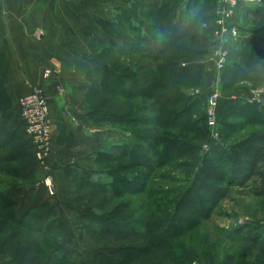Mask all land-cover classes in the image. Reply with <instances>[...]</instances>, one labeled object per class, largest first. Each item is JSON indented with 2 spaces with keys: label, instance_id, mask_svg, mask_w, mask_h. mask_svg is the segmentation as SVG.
<instances>
[{
  "label": "trees",
  "instance_id": "1",
  "mask_svg": "<svg viewBox=\"0 0 264 264\" xmlns=\"http://www.w3.org/2000/svg\"><path fill=\"white\" fill-rule=\"evenodd\" d=\"M207 1L196 16L185 13V9L181 8V0H161V6L157 8L153 4L138 6L146 9L139 18L137 11H133L132 14L123 10V15L121 14L123 25H130V30L140 40L138 45L134 44L131 47L130 55L132 54L133 58L142 57L150 64L145 66L140 62H134L133 59V64H128V69H123L119 65L117 68L119 72L125 70L122 76L114 75L113 65H104L106 73L104 79L95 85L94 93L91 92L87 96L92 111L90 119L95 126L103 122L110 123L119 131L120 138L100 151L95 162L127 161L128 164L120 166L118 172L125 173L143 167L148 173L129 177L99 169L97 176L105 175L111 178V182H105L94 180L91 177L94 173L86 172L82 177L76 174V170L80 169L77 165L67 168L68 178L73 179L77 185L78 194L85 192L86 194L82 195L91 198L85 210L81 212L80 219L84 229L89 231V236L95 242L110 239L118 241L117 249L110 254L106 255L104 252L96 254L95 264H164L169 261L177 264H200V259L204 264H238L237 255L232 251L228 252L229 254L224 253L221 258L206 247L205 252L200 255L202 258H199L195 251V257L199 259H194L184 248H179L171 254L169 251L181 236L200 227L198 220L210 218L213 208L228 198L231 189L250 188L254 197L264 200V127L251 132L233 144L231 149H220V152L217 151V157H204L201 160L198 155L199 148L193 141L206 137L207 114L206 120L202 116L203 111L197 114L198 101L191 99L187 102V97L179 87L172 84L162 87L147 76L152 74L149 71L152 68L157 79L165 77L183 81L202 79L201 62L209 54L212 40L205 36L206 29L201 27L207 19V13L217 4L216 0ZM190 3L191 1L186 4L189 13L194 9ZM248 9L260 16L264 12V1ZM119 26L113 24L115 30ZM198 31L204 34L200 36ZM161 36H164V39L160 38ZM244 45L240 56L241 66L232 62L230 57V62L224 70L230 79L229 85L249 81L250 76L255 75L259 68L261 76L251 78L257 82H264V53L259 52V49H264V38L247 41ZM142 71L148 72L144 76L141 74ZM102 95H110L111 98H103ZM135 99L150 100L154 104L132 103ZM122 101L125 102L121 104ZM112 104L122 106L125 112L114 113ZM231 104L234 106L233 109L221 110V117L228 119L239 115L260 116L257 106L242 101L237 105H234V102ZM178 106L181 108L176 110L175 107ZM134 107L141 113L150 110L158 115L152 118H143L141 114L132 117ZM194 115L196 118L191 119ZM247 120L250 121V118ZM149 122L154 123L156 131L126 129L129 127L137 129L141 124L146 126ZM173 128L178 132L167 130ZM14 137L0 131V176H15L16 172L23 179L31 175L26 167L33 164L29 161L32 153L28 154L25 147L19 146ZM146 144L150 146L148 150L153 153L151 159L145 149ZM95 149L101 150L103 147L98 146ZM195 162L198 164L195 167L196 173L187 182V188L179 190L182 196L173 204L168 203V192L148 190L154 170L172 165L174 169L170 168L172 170L165 173L167 177L157 179L162 182L170 180L175 170L187 168L192 170ZM190 173L188 172L189 175ZM176 180L172 179V182ZM5 185L10 186L0 180V253L11 255L13 264H74L62 245L65 230L55 209L49 203H44L29 208L19 216L17 202L4 194ZM139 194L151 198L161 196L152 202V210L143 213L140 218L135 217L134 213L130 214L128 211L130 203L126 202L115 203L116 212L108 211L102 214L97 211L102 210L101 206L107 207L111 199L120 200L125 195ZM202 196L210 203V208L202 209L204 201ZM246 229L239 227L232 232L224 231L222 234L226 240L234 243L240 242L242 237L245 243H260L259 234L246 238L243 234ZM209 242L207 244H210ZM263 246L264 241L261 242V247ZM162 251L166 254H162ZM176 251H181L182 254L176 256Z\"/></svg>",
  "mask_w": 264,
  "mask_h": 264
},
{
  "label": "rangeland",
  "instance_id": "2",
  "mask_svg": "<svg viewBox=\"0 0 264 264\" xmlns=\"http://www.w3.org/2000/svg\"><path fill=\"white\" fill-rule=\"evenodd\" d=\"M137 0H102L101 6L104 8V10L107 12V10H110V13H108L107 17H104L103 21L100 22L99 28L100 31H102L103 36L105 40H107V44H101L97 37L94 36L92 39V45H93V60L95 61L96 67V78H98V81L92 82V87L88 93V95L93 92V88L96 84L100 83L104 76L106 75L104 71V65H113V72L114 75L122 76L125 72V70H119L117 69L119 65L123 67V69H128V64H133L134 62H140L143 65L147 66L150 64L149 61L145 60L141 57V59L130 55V48L132 44H139L140 40L136 34H133V32L130 30L131 26H125L122 22L121 14L123 15V10L130 11L133 14V11H137L138 18L141 17L144 13V10L139 8L138 6H143L147 4H153L155 8L160 7L161 0H152V1H146L141 0V3L136 2ZM194 9H192V12H187L186 10V4L190 2ZM217 1V0H216ZM264 0H262L263 2ZM149 2V3H148ZM208 2L207 0H181V8L183 10L185 9L186 14H190V16H196L200 9L202 8V5L204 3ZM196 3H198V6H196ZM195 4V5H194ZM137 7V8H136ZM247 7L245 4L238 6L235 8V11L233 12V18L227 20V24L232 23L235 28L237 34L239 35L238 38H229L226 45V50L228 53H230V57L232 62L238 63L241 66L240 63V56L245 48V43L252 40H257L258 38H264V12L260 16L250 11L248 8H254ZM107 9V10H106ZM220 7H218V3L216 6L212 9V11H209L206 15V21L202 25V29H206L205 36L212 40V47L208 51L209 54H207L203 61L201 62L203 66V75L202 79H199V81L194 80H180V79H174L165 77L164 79H157L154 75L155 71L154 69H149V71L152 72L149 76L151 79H154L157 83L160 84L162 87L168 86H176L179 87L182 92L187 97V102H190L191 99H195L198 101L196 104L197 111L198 112L203 111L202 116L205 117L206 120V114L207 110L209 108V97L212 95L213 91L217 89L219 97H218V119H217V126L215 131L219 132L220 138L218 141H214L212 138V132H214V129L209 128L208 124L205 121V129H206V137L204 139H198L196 141H193L198 148L199 152L198 155L201 158V160L204 157L208 158H215L217 157V151L220 152V149L229 150L231 149V146L239 141H241L244 137L249 135L251 132L261 130L264 127V82L260 81H254L251 77L257 78L258 75L261 74L260 68L257 70V73L253 76H250V80H246L244 82H241L239 84L229 85L230 79L227 77V73L224 71L219 72L217 71L211 62V53L212 50H214L218 43L214 41L215 39V31L217 28L216 22L221 20V15L218 14ZM121 18V19H120ZM113 24L120 25L119 31L115 30V27H113ZM118 28V27H116ZM211 29V31H210ZM199 32V35H203L204 32ZM101 37V36H100ZM103 38V37H102ZM160 38L164 39V36H161ZM131 44V45H130ZM259 52L264 53V49H259ZM132 56V57H131ZM120 60V61H119ZM113 63V64H112ZM261 67V66H260ZM110 70V69H109ZM148 71H142L141 74L145 76V73ZM128 74L126 73V76ZM261 76V75H260ZM113 77V76H112ZM257 80V79H255ZM127 85L129 83H126ZM172 84V85H171ZM47 95V94H46ZM87 95V96H88ZM87 96L85 98L84 105L87 109L91 110L90 104L87 102ZM103 98H111L110 95H102ZM48 98V95H47ZM246 102L253 106H257L258 108V115H253L251 117L245 116H237V117H230L227 119L220 116L221 110H231L233 109V104L231 102H234V105L240 104V102ZM125 101L120 102L121 104ZM139 102L141 104L142 102H146L148 105H153V101H141L139 99H135L132 103ZM49 103V99H48ZM95 107V106H94ZM50 108V116H51V107L49 103ZM112 110H114V113H122L125 109L118 105V104H112L111 105ZM163 108V107H162ZM181 106L175 107V109H180ZM156 109V108H155ZM230 110V111H231ZM125 112V111H124ZM131 112V111H130ZM127 112V113H130ZM92 113V111H91ZM90 113V116H91ZM132 117L134 116H141L143 118L146 117H154L157 116L158 113L155 111L147 110L145 113L142 112L134 107L132 109ZM196 114V115H197ZM126 115V113H125ZM131 117V118H132ZM139 118V117H137ZM196 116H192L191 119H195ZM250 118V121L247 120ZM51 122V118H50ZM52 124V123H51ZM94 125V123H93ZM95 126V125H94ZM95 130L97 132H102L100 135L105 136V142L102 141L104 145H100V147H103V149H93L92 154L89 155V157L86 158L85 162H83L78 167L80 169L76 170V174H79L81 177L84 175V173H94L91 177L94 178V180H103L105 182H111V178L107 177L105 175L97 176L100 170L103 172H113L116 175L120 176H134L136 174H144L148 173L145 168L141 167L138 169H133L130 172L120 173L117 171V169L122 165H127V161H114V162H95L97 160L98 154H100V151H103L104 148H108V145L111 146L113 142H116L119 140L120 136L119 131H117L110 123L103 122L102 124L95 126ZM155 125L152 122H149V124H146L144 126L141 124V127H137V129L132 128H126L130 131H150L154 132L156 131L154 129ZM156 128V127H155ZM171 132H178L176 129H167ZM53 132V131H52ZM111 137H107V136ZM153 136V135H151ZM53 138V134H52ZM226 138V140H225ZM65 141H69L70 138L65 135L64 137ZM32 143V142H31ZM30 144V140H29ZM31 145V144H30ZM209 146V149H207L205 146ZM31 148V146H30ZM150 146L148 144L145 145V149L148 152V157L151 159L153 157V153L150 152L148 149ZM32 150V148H31ZM52 150H53V144H52ZM99 150V151H98ZM106 150V149H105ZM232 152V150H230ZM52 153V152H51ZM33 154V153H32ZM30 157L31 163L30 166V172L31 175L29 177H25L21 179V176L18 175V173L15 172V176H0L1 182L3 184H8L10 186H6L3 189L6 188H17L20 187L22 189L27 188H33L38 187L39 185L46 186L47 179L51 180V183L53 185L54 193L49 194V200H53V198L58 197V192H56L57 185L55 184V181L52 177V174L48 175L47 177H42L40 173V169L45 168L43 164H41L34 154ZM51 155V154H50ZM49 155V157H50ZM48 157V159H49ZM21 162V161H18ZM181 162V161H180ZM178 161V163H180ZM124 163V164H123ZM175 165V164H174ZM197 162L194 163V168L190 170L189 168L183 169V170H175L174 173L170 176V180L159 182L157 179L161 177H167L165 174L168 171H171L172 165H170L168 168H161L154 170L152 172V176L150 177L151 180L149 181L150 188L148 190H154V192H168L169 198L168 203L173 204L174 201L178 200L182 196V192L180 193L179 190L186 189L187 182L191 180V178L194 176V174L197 171ZM6 166V165H5ZM152 166V165H151ZM16 167V166H15ZM39 167V168H37ZM108 167V168H106ZM149 167V166H148ZM36 168V169H35ZM150 168V167H149ZM172 168V169H170ZM100 169V170H99ZM35 170V171H34ZM37 170V171H36ZM44 170V169H43ZM75 171L74 169H70ZM72 171V172H73ZM82 171V172H80ZM191 172L190 175L188 172ZM96 172V173H95ZM69 179V178H68ZM144 180L143 178H141ZM153 179V180H152ZM172 179H177L176 182H172ZM73 179H71L72 181ZM79 181V179H78ZM141 181V180H140ZM73 182V181H72ZM153 184V185H152ZM74 188H75V195L77 199L81 200L82 203L79 206L78 209L85 210L86 206L90 202L89 196H83L82 194H86L85 192L78 194L76 184L73 182ZM186 187V188H185ZM48 188V187H47ZM159 193V194H160ZM161 196L157 197H149L146 195H125L122 199H111V202H108V206L104 207L101 206L100 208L102 210L97 209V211L103 213H107L108 211L116 212V209H114V204L118 202H126L130 203L128 211L130 214L134 213L135 217L140 218V216L145 212H150L152 209V202L157 201ZM108 198V197H106ZM205 197L202 196V199L204 200ZM206 199V198H205ZM50 206H52L53 202L50 203ZM167 204V202H166ZM170 204V205H171ZM77 206L79 204H76ZM54 209H56L54 206H52ZM211 205L208 201L204 200L202 209L203 208H210ZM93 208H96V205L93 206ZM79 210V214L81 216V212ZM119 210H117L118 212ZM56 214L60 218L63 226H64V238L62 241V245L66 248L67 252L71 250L72 251H80L83 250L85 253V256L82 257V264H95L94 257L97 251L101 252L103 251L104 254L108 255L118 247V241L117 240H102L99 243L95 242L91 236H89V231L84 229L83 225L81 224V219L76 222V226L73 223V227H70L66 229L63 218L60 214ZM200 223V227L195 229L192 233H188L184 236H181V238L176 241V244L173 248L170 249V254L175 251L179 250V248H184L185 251L190 253L194 259L202 258L203 252H205V248L208 247L211 249V252L215 255H219L221 258H223L224 253H228L230 251L233 252L234 255H237L236 258L238 259V264H264V246L261 247V242L264 241V200L257 199L251 194L250 188H233L230 190L229 196L226 200L219 202L216 207L213 208L210 218L206 220H198ZM243 227L247 228L244 231V236L253 237V235L259 234L260 243H245L244 238L242 237L240 242L234 243L231 241L226 240V238L223 237L222 232H232L236 228ZM70 234L67 240V236ZM76 236V238H75ZM247 238V237H246ZM210 241V244H207V242ZM195 251H197V255L199 258L195 257ZM162 254H166L165 251L161 252ZM174 253V252H173ZM210 253V252H209ZM208 253V254H209ZM71 254V253H70ZM81 255V252L75 254L72 252V256L76 259L77 256ZM176 256H179L182 254L181 251L175 252ZM229 254V253H228ZM82 256V255H81ZM171 256V255H170ZM69 257V252H68ZM72 257V258H73ZM70 258V257H69ZM73 258V259H74ZM174 258V257H172ZM170 258V259H172ZM204 258V257H203ZM200 264H204L202 262V259ZM86 261V262H85ZM0 264H13V257L11 255L6 256L4 254L0 253ZM77 264V263H76ZM164 264H177V263H171L169 261L165 262ZM194 264V263H193Z\"/></svg>",
  "mask_w": 264,
  "mask_h": 264
},
{
  "label": "crops",
  "instance_id": "3",
  "mask_svg": "<svg viewBox=\"0 0 264 264\" xmlns=\"http://www.w3.org/2000/svg\"><path fill=\"white\" fill-rule=\"evenodd\" d=\"M101 4L102 0H0V131L15 136L17 144L31 152L19 101L34 86H42L51 107L53 150L47 167L37 168L42 177L52 174L58 197L49 200V189L43 184L6 188L4 194L17 202L19 216L31 207L53 202L68 230L80 220L82 201L74 197L67 168L81 166L92 150L105 142V134L95 130L91 110L84 105L92 82L99 80L92 39L96 36L101 44H107L99 24L110 10L106 12ZM53 67L61 68L60 76L46 80L45 71ZM65 135H69L68 142ZM26 170L29 173L30 166ZM68 252L74 264L84 262L83 250ZM72 252L82 256L75 259Z\"/></svg>",
  "mask_w": 264,
  "mask_h": 264
},
{
  "label": "built area",
  "instance_id": "4",
  "mask_svg": "<svg viewBox=\"0 0 264 264\" xmlns=\"http://www.w3.org/2000/svg\"><path fill=\"white\" fill-rule=\"evenodd\" d=\"M220 7L218 14L221 20L216 22L215 39L218 43L217 47L212 50L211 62L214 68L222 72L230 62V53L226 50V43L229 38H238L237 28L232 23L227 24V20L233 18L235 8L245 4L246 6H257L262 0H217ZM236 28V30H235ZM61 74L60 67L48 68L45 71L46 80L51 77H58ZM60 89V88H59ZM46 91L42 86H34L30 93L19 101V110L22 121L24 123L27 136L30 140L31 152L36 159L47 167L46 163L52 152V124L50 122V108ZM218 91L215 89L209 97V108L207 110V124L209 128L214 129L217 126L218 117ZM220 134L212 132L214 141H218ZM32 142V143H31ZM209 149V146H205ZM46 186L49 192L54 193L53 185L50 179H47Z\"/></svg>",
  "mask_w": 264,
  "mask_h": 264
}]
</instances>
